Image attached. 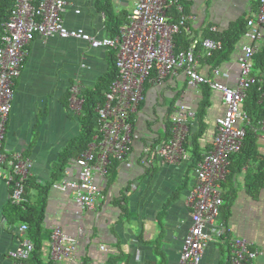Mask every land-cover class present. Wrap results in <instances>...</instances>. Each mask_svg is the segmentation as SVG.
I'll list each match as a JSON object with an SVG mask.
<instances>
[{"label": "crops", "instance_id": "1", "mask_svg": "<svg viewBox=\"0 0 264 264\" xmlns=\"http://www.w3.org/2000/svg\"><path fill=\"white\" fill-rule=\"evenodd\" d=\"M101 1L70 0L65 25L82 28L99 38L115 37L119 33H110L106 15L99 9ZM182 1L184 13L192 17L191 32L185 34L191 42L194 38L204 39L213 27L217 28L215 32L224 33L253 17L260 0ZM134 5V0H113L114 14L124 16L120 29L126 25ZM247 42L242 39L217 67L209 62L212 56L201 49L198 71L207 78L236 86L241 46ZM259 47L264 50V39ZM115 62L113 48L88 49V44L79 39L37 37L28 48L22 74L16 81L4 152L9 157L20 153L33 161L25 207L21 210L26 214L35 211L37 215L44 203L43 264L49 263L55 227L78 238L75 257L61 264H179L183 237L191 226V210L185 203L196 184L195 164L198 157L212 149L216 118L224 113L220 92L205 85L189 86L182 71L170 75L161 85L147 82L145 98L131 116L137 138L129 156L123 162H114L105 176L95 175L106 194L96 210H82L71 191L56 187L62 181L77 179L76 160L80 155L64 164L59 180L53 179L59 160L82 130L80 115L74 114L69 105L74 79L81 80L84 91L95 90L99 80L113 72ZM216 68L219 76L214 73ZM253 73L264 79V65L254 67ZM181 105L194 113L185 142L190 159L170 165L155 158L153 150L171 139V118ZM254 134L256 155L244 158L241 151L231 158L229 174L222 184L220 221L225 223L230 237L246 238L264 250V181L260 178L264 134ZM9 195L8 185L0 179V264H11L9 252L23 236L30 239L29 232L22 231L28 225L23 221L26 215L8 210ZM202 264H229L228 241L210 244ZM257 264H264V258Z\"/></svg>", "mask_w": 264, "mask_h": 264}, {"label": "built area", "instance_id": "2", "mask_svg": "<svg viewBox=\"0 0 264 264\" xmlns=\"http://www.w3.org/2000/svg\"><path fill=\"white\" fill-rule=\"evenodd\" d=\"M69 4L70 0H13L8 20L3 24L0 44V179L10 189V202L16 206L26 202V187L33 167L31 158L20 153L9 157L4 152L16 81L22 74L28 48L37 37L83 40L88 49L113 48L116 51L117 76L106 92L103 104L96 108L98 128L92 142L76 160L77 179L62 181L56 187L71 191L82 210H96L106 194L105 189L96 183L95 175L105 176L114 162H123L129 156L137 138L131 116L145 98V84L161 85L170 75L182 71L189 86L207 85L220 92L224 113L216 118L217 131L212 149L201 157L194 169L196 184L185 203L191 210V226L183 237L179 264H202L210 244L222 241H228L229 264H257L260 258H264V250L246 238L230 237L220 215L224 204L222 184L229 174L231 158L242 151L247 129L252 127V119L242 106L250 88L255 85L259 86L264 99V79L253 73L254 56L264 39V0L259 1V10L247 22L244 37L248 42L241 46L238 58L240 76L236 86L207 78L197 68L198 52L203 49L207 56H212L222 50V41L194 38L187 49H176L175 37L183 31L190 34L189 20L192 17L173 19L169 14L172 8L183 11L182 5L174 0H134V8L119 34L104 38L82 28H68L64 14ZM216 30V27L211 28L212 32ZM214 73L219 76V68ZM83 92L81 80L75 78L70 88L69 105L76 115L82 112ZM193 117L194 113L184 105L176 109L171 118V139L153 150L155 158L170 165L190 159L185 142L189 121ZM255 132L264 134V118L255 127ZM28 230V225L22 227L24 233ZM77 243L76 236L55 227L50 241L51 264L71 261ZM34 249L32 240L23 236L16 248L9 252L11 264H28Z\"/></svg>", "mask_w": 264, "mask_h": 264}, {"label": "trees", "instance_id": "3", "mask_svg": "<svg viewBox=\"0 0 264 264\" xmlns=\"http://www.w3.org/2000/svg\"><path fill=\"white\" fill-rule=\"evenodd\" d=\"M174 1H176L182 6H185V4L183 5L182 0ZM12 6L13 0H0V44L1 36L3 33V24L8 20ZM99 9H101L105 13L108 29L110 30V33L115 36L117 33H119L120 27L124 24V16L119 17L114 14L113 0H102L99 4ZM184 9L182 12H179L176 8H172L169 14L173 17V19L178 20L181 16H187L186 13H184ZM249 18L245 19L244 21L238 22L236 25H233L231 29L224 33H214L211 31V29L208 31V35L205 38L220 40L223 43L222 50L214 52L212 57L209 59L210 63L216 64L215 67H217V65H219L223 60H227L234 52L238 43L242 39H245L244 35L247 30V22ZM186 38L187 37L185 36L184 31L175 37V44L177 50L188 48L191 42H189ZM257 65L260 67H263L264 65V50L260 51V47L258 52L254 56L255 69ZM116 76L117 68L115 62L113 72L108 73L106 76H103L99 80V83L95 90L83 92L85 102L82 108V112L80 114V121L82 124L81 134L79 138L71 142L68 149L66 150L65 155H63L59 160L57 170L55 171V174L53 176L54 181L59 180L62 176V169L64 167V164H66L71 159L76 160L77 156L80 155L84 150H86L88 145L92 142L98 128V116L96 108L99 104H103L105 100V94L108 91V88L110 87L111 83L116 78ZM205 86L208 87L207 85ZM205 104L206 102L203 103L204 106ZM242 109L246 111L252 119V127H248L247 129V135L244 141V148L242 149V152L245 153L244 158L248 157L249 159L256 155V140L254 133L257 132H255V127L264 118V99L262 97V92L259 91V86L255 85L250 88L247 99L245 100ZM198 159L200 160L201 158L198 157ZM260 178H262L264 181V168L262 174H260ZM9 204L10 205L8 210H10L12 213L15 212V214H18V212H20L22 215H26V217H23V221L29 225L28 232L30 240H32L35 246L34 252L31 258L28 260V264H43L41 257V230L45 208L44 203L41 206L40 211H38L37 215L35 211L34 214L32 213V211H29L26 214L23 210H21V207H25V203L22 206L13 205L11 202H9ZM48 264H51L50 260Z\"/></svg>", "mask_w": 264, "mask_h": 264}, {"label": "bare ground", "instance_id": "4", "mask_svg": "<svg viewBox=\"0 0 264 264\" xmlns=\"http://www.w3.org/2000/svg\"><path fill=\"white\" fill-rule=\"evenodd\" d=\"M150 160V159H149Z\"/></svg>", "mask_w": 264, "mask_h": 264}]
</instances>
